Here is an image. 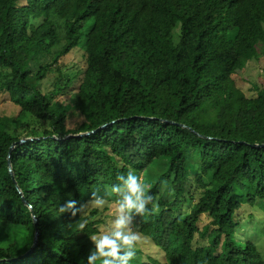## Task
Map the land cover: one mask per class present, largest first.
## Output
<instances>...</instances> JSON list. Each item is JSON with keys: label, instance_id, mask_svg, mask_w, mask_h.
Listing matches in <instances>:
<instances>
[{"label": "trees", "instance_id": "1", "mask_svg": "<svg viewBox=\"0 0 264 264\" xmlns=\"http://www.w3.org/2000/svg\"><path fill=\"white\" fill-rule=\"evenodd\" d=\"M81 38L74 84L57 61ZM255 53L264 56V0H0V94L17 108L0 116V264H87L91 238L59 207L102 195L118 175L160 159L164 172L145 180L159 212L136 219L152 230L161 259L140 264H264L251 242L234 240L241 206L264 202V147L250 146L264 143V82L237 81ZM223 56L225 74L211 69ZM70 108L81 118L73 129L65 127ZM21 138L32 140L12 148L11 178L7 153ZM191 150L209 180L181 217L175 209L192 200ZM96 213L85 218L95 227Z\"/></svg>", "mask_w": 264, "mask_h": 264}, {"label": "rangeland", "instance_id": "2", "mask_svg": "<svg viewBox=\"0 0 264 264\" xmlns=\"http://www.w3.org/2000/svg\"><path fill=\"white\" fill-rule=\"evenodd\" d=\"M82 43L83 40L81 38L77 48L60 57L57 61V66L62 75L61 78L74 77V84L77 82V79H79L81 70L84 68ZM216 63L217 62L211 63V69H218L220 73L225 74L227 68L230 65L226 56L220 58V65ZM2 71L3 70L0 69V73ZM57 77L58 76L55 71L49 73L41 83L42 91L50 89L52 82L56 80ZM237 81L241 83L243 81L255 83L258 86L262 85L264 82V56L255 53L248 61L243 63L237 72ZM70 89L71 87L69 90ZM16 112L17 108L10 102L8 96L5 94H0V116H11ZM80 122L81 118L76 113V110L70 108L66 116L65 127L67 129H73ZM15 127L18 129V131H22V126L19 122ZM198 159L197 151L191 150L187 153L186 173L189 177V180L187 182L185 191L192 196V200L188 203L181 202L179 207L175 209L176 215L183 213L181 217L189 212L187 209L192 206L194 200L197 198L200 191V185L204 182L207 183L209 180V175L207 176L200 173ZM165 167L166 160L160 159L154 163H151L143 172L137 173V175L140 176L145 182L146 179L157 178L162 172H164ZM160 187L162 195L165 197H171V190L168 181H162ZM104 195L105 193H102L101 196ZM107 199L109 200V203L103 209H97L93 207L88 203L89 199L83 202L85 207L76 217H71L73 219V224H71V226L75 228L76 231L82 232L84 236H89L90 238L109 227L110 221L115 217V197H107ZM91 208L97 209V213L92 217V219H99L101 221L96 227L90 225L92 220L85 219ZM202 217V222H206L205 215H202ZM236 223L237 227L234 229V240L239 245H242L245 241L251 242L255 246L258 253L264 256V202L257 201L253 206L242 205L240 210L237 212ZM82 224L84 225L83 230H81ZM167 227L169 228L170 226ZM140 228L138 220L136 219L135 230L140 233L141 241L137 243L136 256L130 262L131 264H140V262L145 260V255H151L153 258H159L155 246L150 243V240H152V230L148 228L144 229V227L141 229ZM159 259H161V257Z\"/></svg>", "mask_w": 264, "mask_h": 264}, {"label": "clouds", "instance_id": "3", "mask_svg": "<svg viewBox=\"0 0 264 264\" xmlns=\"http://www.w3.org/2000/svg\"><path fill=\"white\" fill-rule=\"evenodd\" d=\"M117 183L110 186L101 196L98 191L90 194L88 203L97 209H103L109 200L115 197V217L109 227L91 237L93 249L87 258V264H130L136 256L137 243L141 235L135 230L137 217L159 212L149 186L133 170L117 176ZM151 205V208L149 207ZM85 207L75 199L66 200L58 209L60 214L76 217ZM84 225H81L83 230Z\"/></svg>", "mask_w": 264, "mask_h": 264}, {"label": "water", "instance_id": "4", "mask_svg": "<svg viewBox=\"0 0 264 264\" xmlns=\"http://www.w3.org/2000/svg\"><path fill=\"white\" fill-rule=\"evenodd\" d=\"M160 121H164V122H167V123H170L172 124L173 122L172 121H165L163 119H160ZM105 125H101L99 126L98 128L94 129V130H90V131H87V132H79V133H75V134H68L66 135L65 138H70V137H82V136H87L89 134H92L100 129H102ZM181 127H184L183 125H180ZM189 130H191L189 128ZM27 140H32V138H21L15 142H12L11 145L9 146V149H8V153H7V168H8V173L9 175L11 176V178L13 177V173H12V169H11V166H10V162H9V154L12 150V148L16 145V144H21V143H24L26 142ZM251 147H264V143H256V144H251L250 145ZM15 188L18 190V192L20 193L18 187L15 185ZM21 200L23 201L24 204H26L28 206V204L26 203V201L23 199V197L21 196ZM29 207V206H28ZM30 208V207H29ZM31 218H32V221H33V225L36 226V220H35V217L33 214H31ZM37 236H38V231L37 229H35L34 231V234H33V238H32V244L30 246V248L27 250V252L24 254L27 255L29 254L34 248H35V245H36V241H37Z\"/></svg>", "mask_w": 264, "mask_h": 264}]
</instances>
